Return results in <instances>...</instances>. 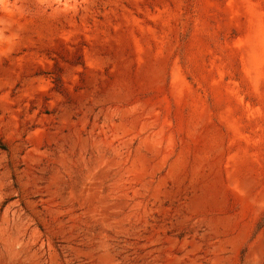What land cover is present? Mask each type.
I'll return each instance as SVG.
<instances>
[{"label":"rangeland","instance_id":"1","mask_svg":"<svg viewBox=\"0 0 264 264\" xmlns=\"http://www.w3.org/2000/svg\"><path fill=\"white\" fill-rule=\"evenodd\" d=\"M0 264H264V0H0Z\"/></svg>","mask_w":264,"mask_h":264}]
</instances>
